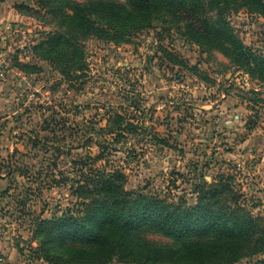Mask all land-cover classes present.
<instances>
[{"label":"rangeland","instance_id":"obj_1","mask_svg":"<svg viewBox=\"0 0 264 264\" xmlns=\"http://www.w3.org/2000/svg\"><path fill=\"white\" fill-rule=\"evenodd\" d=\"M18 3L34 11L19 13ZM226 15L264 56V17L238 6ZM184 21L166 15L129 43L86 39V70L69 81L33 52L57 28L50 14L37 0H0V264H51L35 253V223L76 209L92 166L121 170L129 190L191 202L195 186L232 177L244 205L264 217V82L185 36ZM116 112L137 131L118 129Z\"/></svg>","mask_w":264,"mask_h":264},{"label":"trees","instance_id":"obj_2","mask_svg":"<svg viewBox=\"0 0 264 264\" xmlns=\"http://www.w3.org/2000/svg\"><path fill=\"white\" fill-rule=\"evenodd\" d=\"M37 3L50 14L57 28L47 32L33 46V52L57 64L69 81L86 70V39L129 43L136 34L152 27L156 19L168 15L175 19L183 16L185 36L221 51L239 68L264 82V56L242 41L226 15L238 6L264 17V0ZM15 7L19 13L34 11L25 3ZM19 65L25 71L32 66ZM125 118L118 112L114 115L118 129L137 131L133 123L124 124ZM105 143L111 144L107 140ZM92 167L76 186V209L36 221L37 257L51 264H237L264 253V217L254 215L244 205L232 177L219 175L212 182L195 186L196 199L191 202L181 196L168 200L129 190L127 175L121 170ZM148 233L161 234L174 245L149 241Z\"/></svg>","mask_w":264,"mask_h":264},{"label":"crops","instance_id":"obj_3","mask_svg":"<svg viewBox=\"0 0 264 264\" xmlns=\"http://www.w3.org/2000/svg\"><path fill=\"white\" fill-rule=\"evenodd\" d=\"M259 137H260L259 140L262 141L264 144V134L262 136H259ZM259 167L262 168L261 169L262 171H261V183H260L261 186H260V188L262 190H264V152L262 153L261 164Z\"/></svg>","mask_w":264,"mask_h":264}]
</instances>
